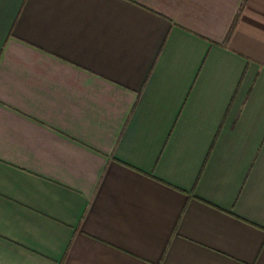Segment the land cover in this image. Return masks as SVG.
<instances>
[{
  "label": "crops",
  "instance_id": "0c3cea01",
  "mask_svg": "<svg viewBox=\"0 0 264 264\" xmlns=\"http://www.w3.org/2000/svg\"><path fill=\"white\" fill-rule=\"evenodd\" d=\"M0 264H264V0H0Z\"/></svg>",
  "mask_w": 264,
  "mask_h": 264
}]
</instances>
